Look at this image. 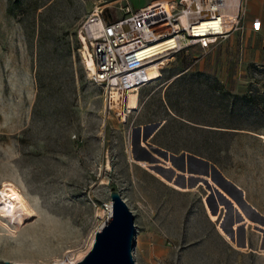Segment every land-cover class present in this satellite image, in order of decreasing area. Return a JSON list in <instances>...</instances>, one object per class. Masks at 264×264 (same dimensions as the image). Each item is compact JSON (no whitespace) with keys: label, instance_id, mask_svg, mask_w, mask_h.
I'll use <instances>...</instances> for the list:
<instances>
[{"label":"rangeland","instance_id":"374dc122","mask_svg":"<svg viewBox=\"0 0 264 264\" xmlns=\"http://www.w3.org/2000/svg\"><path fill=\"white\" fill-rule=\"evenodd\" d=\"M125 1L158 0H0V187L37 214L0 215V264L87 253L114 189L136 214L137 264H264V41L233 30L169 54L125 109L90 80L79 36L97 4ZM167 100L222 130L174 121Z\"/></svg>","mask_w":264,"mask_h":264},{"label":"built area","instance_id":"2783aa9c","mask_svg":"<svg viewBox=\"0 0 264 264\" xmlns=\"http://www.w3.org/2000/svg\"><path fill=\"white\" fill-rule=\"evenodd\" d=\"M97 4L81 29L83 63L92 82L109 93L150 83V69L190 46L209 48L243 29V0H158L134 7ZM113 205L112 200L106 203Z\"/></svg>","mask_w":264,"mask_h":264},{"label":"water","instance_id":"95a60500","mask_svg":"<svg viewBox=\"0 0 264 264\" xmlns=\"http://www.w3.org/2000/svg\"><path fill=\"white\" fill-rule=\"evenodd\" d=\"M111 198L112 216L96 230L95 241L86 255L73 264H137L133 251L136 214L119 190H112ZM6 263L54 264L11 260H6Z\"/></svg>","mask_w":264,"mask_h":264},{"label":"bare ground","instance_id":"6f19581e","mask_svg":"<svg viewBox=\"0 0 264 264\" xmlns=\"http://www.w3.org/2000/svg\"><path fill=\"white\" fill-rule=\"evenodd\" d=\"M80 38H81L80 39L81 43L87 46L88 41L83 33L80 36ZM162 63H164V61ZM159 70L160 69L156 64L151 67L150 74L152 76L151 77L152 79H155L156 77L159 76ZM125 98H127V101L124 100ZM110 99H111V103L118 102L122 104V107H124L125 109L136 108L139 102L138 88H132L124 92L123 95L113 91L110 93ZM112 213H113V205L109 204V206H107V212L105 213L106 214L105 221L112 216ZM0 215L1 216L16 215L27 221H32L37 214H36V210L32 207L31 203H29L27 198L22 194L20 190H18L13 184L9 182H4L3 186L0 187ZM94 241H95V237L93 236V239L88 249H90ZM85 253H83L79 257L69 258L63 261H56L54 264H73L79 261L81 258H83L86 255Z\"/></svg>","mask_w":264,"mask_h":264},{"label":"crops","instance_id":"0c3cea01","mask_svg":"<svg viewBox=\"0 0 264 264\" xmlns=\"http://www.w3.org/2000/svg\"><path fill=\"white\" fill-rule=\"evenodd\" d=\"M243 5H244V14L242 17V24H243L242 32H243V35L245 34L244 35L245 39L264 41V0H243ZM228 194L230 196L229 192ZM216 210H218V207L216 208ZM222 212H223V208L221 206V210L219 212L218 217L222 215ZM222 238L231 249L236 250V251L241 250V248L245 244L244 237L241 240L242 245H240L239 247L234 246L231 242L226 240L223 236Z\"/></svg>","mask_w":264,"mask_h":264},{"label":"trees","instance_id":"16d2710c","mask_svg":"<svg viewBox=\"0 0 264 264\" xmlns=\"http://www.w3.org/2000/svg\"><path fill=\"white\" fill-rule=\"evenodd\" d=\"M181 75L182 74H180L179 76H177L176 78H174L170 82L169 85H171L174 82H177L179 80V78L181 77ZM234 97L236 99H240L241 100V99L249 98V94H246V93H244V94H234ZM247 100H249V99H247ZM167 105H168V109H170V111L172 113L171 115H172V119L174 121H182L184 124L191 125L194 128H201L204 132H215L216 130H222V129L213 128L212 126L209 127V126L200 125L198 123H191L190 121L186 120L184 118V116H182L177 111H175V109L173 108V106L171 105V103L169 102V100H167ZM168 120L169 119H166L165 123H167ZM209 125H213V124H209ZM228 127H230V126H228ZM224 131H233V130H224ZM235 132H238V131H235ZM203 141H204L203 144L206 145V147H213L215 145V142H211V140H209L208 135L204 138ZM188 149L191 150V151H195V150H193L191 148H188ZM195 152L198 153V154H202L203 155V153L200 150L195 151ZM206 157H208V156H206ZM208 158L212 160V158H210V157H208Z\"/></svg>","mask_w":264,"mask_h":264}]
</instances>
